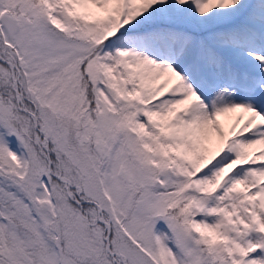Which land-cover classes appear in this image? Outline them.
<instances>
[{
    "label": "snow or ice",
    "instance_id": "snow-or-ice-1",
    "mask_svg": "<svg viewBox=\"0 0 264 264\" xmlns=\"http://www.w3.org/2000/svg\"><path fill=\"white\" fill-rule=\"evenodd\" d=\"M0 264H264V0H0Z\"/></svg>",
    "mask_w": 264,
    "mask_h": 264
}]
</instances>
